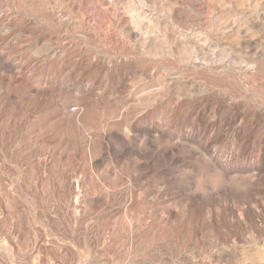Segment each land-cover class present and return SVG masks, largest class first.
<instances>
[{
	"label": "rangeland",
	"instance_id": "obj_1",
	"mask_svg": "<svg viewBox=\"0 0 264 264\" xmlns=\"http://www.w3.org/2000/svg\"><path fill=\"white\" fill-rule=\"evenodd\" d=\"M0 264H264V0H0Z\"/></svg>",
	"mask_w": 264,
	"mask_h": 264
},
{
	"label": "built area",
	"instance_id": "obj_2",
	"mask_svg": "<svg viewBox=\"0 0 264 264\" xmlns=\"http://www.w3.org/2000/svg\"><path fill=\"white\" fill-rule=\"evenodd\" d=\"M71 109H72V110H76V107H75V106H73Z\"/></svg>",
	"mask_w": 264,
	"mask_h": 264
}]
</instances>
